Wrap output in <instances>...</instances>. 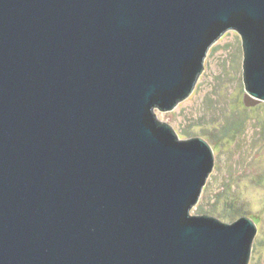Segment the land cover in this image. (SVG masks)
<instances>
[{
  "label": "water",
  "instance_id": "obj_1",
  "mask_svg": "<svg viewBox=\"0 0 264 264\" xmlns=\"http://www.w3.org/2000/svg\"><path fill=\"white\" fill-rule=\"evenodd\" d=\"M229 30L264 102V0H0V264H252V219L190 216L210 144L154 114Z\"/></svg>",
  "mask_w": 264,
  "mask_h": 264
},
{
  "label": "rangeland",
  "instance_id": "obj_2",
  "mask_svg": "<svg viewBox=\"0 0 264 264\" xmlns=\"http://www.w3.org/2000/svg\"><path fill=\"white\" fill-rule=\"evenodd\" d=\"M241 36L225 32L211 47L208 69L190 99L170 112L154 110L181 141L201 138L213 149L216 171L191 217L222 223L252 219L259 227L252 264H264V102L254 104L243 82Z\"/></svg>",
  "mask_w": 264,
  "mask_h": 264
},
{
  "label": "flooded vegetation",
  "instance_id": "obj_3",
  "mask_svg": "<svg viewBox=\"0 0 264 264\" xmlns=\"http://www.w3.org/2000/svg\"><path fill=\"white\" fill-rule=\"evenodd\" d=\"M254 102V101H253ZM255 103V102H254Z\"/></svg>",
  "mask_w": 264,
  "mask_h": 264
}]
</instances>
